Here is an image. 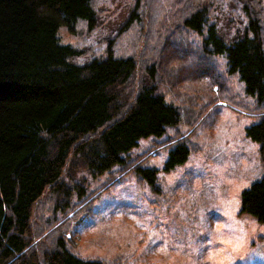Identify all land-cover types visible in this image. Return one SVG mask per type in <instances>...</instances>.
I'll return each mask as SVG.
<instances>
[{
    "label": "trees",
    "instance_id": "trees-1",
    "mask_svg": "<svg viewBox=\"0 0 264 264\" xmlns=\"http://www.w3.org/2000/svg\"><path fill=\"white\" fill-rule=\"evenodd\" d=\"M146 5L133 0L124 19V26L138 27L143 76L121 92L137 70L134 51L116 52L108 36L102 53L77 62L81 50L58 37L61 27L71 33L78 23L97 25L92 0H0V264H104L71 250L70 225L58 218L54 200L47 216L35 215V203L45 190L66 191L62 178L74 155L96 172L117 164V175L132 171L154 189L156 169L122 154L139 139L177 127L187 112L165 98L161 85L190 83L191 91L206 94L207 84L228 89L209 62L215 57L237 77L241 94L216 98L211 92L208 101L228 102L239 116L255 120L244 131L257 142L264 165V0H164L158 33L153 23L142 30ZM183 32L197 35L199 44ZM171 144L167 169L190 152L184 139ZM83 209L87 214L90 205ZM240 210L264 221V170L241 190ZM112 259L136 263L124 255Z\"/></svg>",
    "mask_w": 264,
    "mask_h": 264
},
{
    "label": "rangeland",
    "instance_id": "rangeland-1",
    "mask_svg": "<svg viewBox=\"0 0 264 264\" xmlns=\"http://www.w3.org/2000/svg\"><path fill=\"white\" fill-rule=\"evenodd\" d=\"M132 1L92 0L97 18L93 29L78 23L71 33L64 27L58 30L62 43L81 50L77 62L102 53L108 36L115 38L116 52L134 51L137 70L121 92H130L143 76L140 49L135 47L138 27L124 26ZM163 6L164 0H147L141 13L143 32L153 23L158 33ZM183 35L199 44L194 33ZM209 62L226 78L228 89L207 84L206 94L191 91L190 83L180 89L161 85L165 98L181 103L187 112L182 110L177 127L139 139L122 154L138 157L136 163L141 168L156 169L154 189L132 171L117 175V164L96 172L84 165L81 156L74 155L62 178L66 191L55 194L45 190L35 203V215L47 216L53 200L56 202L58 218H65L70 225L65 237L72 231L73 240L68 243L77 255L104 258V264L122 255L135 264H264V221L240 210L241 190L264 170L257 142L244 131L255 120L239 116L228 102L208 101L211 92L216 98L241 94L240 82L226 74L223 58ZM176 139L186 140L190 152L182 163L164 168ZM88 205L90 211L84 214L83 206ZM74 219L78 220L75 224Z\"/></svg>",
    "mask_w": 264,
    "mask_h": 264
}]
</instances>
